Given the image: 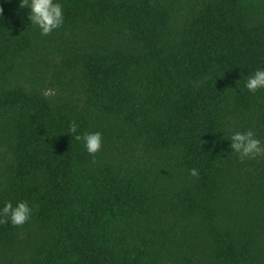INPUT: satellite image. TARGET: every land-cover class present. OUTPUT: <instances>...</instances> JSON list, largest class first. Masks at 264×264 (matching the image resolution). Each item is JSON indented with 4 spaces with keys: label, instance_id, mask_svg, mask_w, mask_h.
<instances>
[{
    "label": "trees",
    "instance_id": "trees-1",
    "mask_svg": "<svg viewBox=\"0 0 264 264\" xmlns=\"http://www.w3.org/2000/svg\"><path fill=\"white\" fill-rule=\"evenodd\" d=\"M54 2L42 35L0 0V208L32 209L0 264H264V154L229 139L264 145V0Z\"/></svg>",
    "mask_w": 264,
    "mask_h": 264
},
{
    "label": "clouds",
    "instance_id": "clouds-1",
    "mask_svg": "<svg viewBox=\"0 0 264 264\" xmlns=\"http://www.w3.org/2000/svg\"><path fill=\"white\" fill-rule=\"evenodd\" d=\"M30 10L28 19L32 25L39 28L42 35H47L53 30L59 28L63 23V10L60 3L54 0H22V4ZM245 88L250 92H256L264 89V67L257 68L253 73L248 75L245 81ZM69 133H77V125H70ZM77 141H81L85 150L94 155L102 147V136L99 132L87 133L83 136L75 135ZM229 139L231 140L230 148L233 152L238 153L240 158H254L264 154V145L255 138L252 131L234 132ZM191 175L196 176L197 170L193 168ZM32 209L26 202H17L15 206L11 202H6L0 208V218L6 217L14 226L23 225L31 216Z\"/></svg>",
    "mask_w": 264,
    "mask_h": 264
}]
</instances>
